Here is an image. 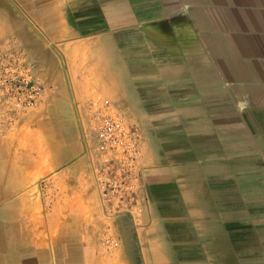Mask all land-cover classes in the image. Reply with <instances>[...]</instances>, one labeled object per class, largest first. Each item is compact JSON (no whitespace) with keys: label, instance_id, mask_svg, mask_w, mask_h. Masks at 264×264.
Here are the masks:
<instances>
[{"label":"crops","instance_id":"1","mask_svg":"<svg viewBox=\"0 0 264 264\" xmlns=\"http://www.w3.org/2000/svg\"><path fill=\"white\" fill-rule=\"evenodd\" d=\"M8 48L44 89L0 104V264H264V0H0ZM105 99L145 137L132 216L87 152Z\"/></svg>","mask_w":264,"mask_h":264},{"label":"built area","instance_id":"2","mask_svg":"<svg viewBox=\"0 0 264 264\" xmlns=\"http://www.w3.org/2000/svg\"><path fill=\"white\" fill-rule=\"evenodd\" d=\"M44 89L34 59L10 48L0 50L1 110L9 120L34 107ZM85 123L87 152L102 203L110 215H133L142 182L138 158L145 138L137 123L113 106H90Z\"/></svg>","mask_w":264,"mask_h":264},{"label":"rangeland","instance_id":"3","mask_svg":"<svg viewBox=\"0 0 264 264\" xmlns=\"http://www.w3.org/2000/svg\"><path fill=\"white\" fill-rule=\"evenodd\" d=\"M89 107H90V106H89ZM89 107H88V108H89ZM88 110H89V109H88ZM88 110L85 111L86 114L88 113ZM85 112H84V113H85ZM83 129H84L83 132H84V137H85V125H84Z\"/></svg>","mask_w":264,"mask_h":264},{"label":"bare ground","instance_id":"4","mask_svg":"<svg viewBox=\"0 0 264 264\" xmlns=\"http://www.w3.org/2000/svg\"><path fill=\"white\" fill-rule=\"evenodd\" d=\"M4 116V115H3ZM28 120V119H27ZM31 120V119H30ZM131 120V119H130ZM32 122V121H31ZM111 216V215H110ZM101 228V227H100Z\"/></svg>","mask_w":264,"mask_h":264}]
</instances>
